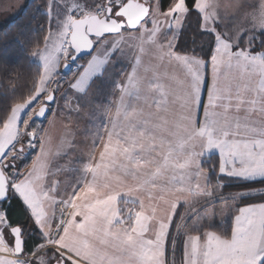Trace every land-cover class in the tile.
Returning <instances> with one entry per match:
<instances>
[{
	"label": "snow or ice",
	"instance_id": "snow-or-ice-1",
	"mask_svg": "<svg viewBox=\"0 0 264 264\" xmlns=\"http://www.w3.org/2000/svg\"><path fill=\"white\" fill-rule=\"evenodd\" d=\"M12 8L0 0L6 17ZM23 9L45 17L29 54L40 76L34 97L0 109V264H264V0H30ZM89 113L108 118L107 140L81 176L62 181L71 160L59 161ZM99 143L97 132L93 153ZM13 150L19 166L5 159Z\"/></svg>",
	"mask_w": 264,
	"mask_h": 264
},
{
	"label": "trees",
	"instance_id": "trees-1",
	"mask_svg": "<svg viewBox=\"0 0 264 264\" xmlns=\"http://www.w3.org/2000/svg\"><path fill=\"white\" fill-rule=\"evenodd\" d=\"M36 3L43 4L44 0H36ZM34 11L35 9H22L15 17L0 26V30L12 26L9 35L0 38V54L6 52L13 60V63L6 60L0 62V109L3 110L26 102L35 94L38 87L40 64L35 59H30L29 54L40 47L45 17L42 11L32 14ZM16 36L20 37L22 44L15 39ZM6 114L8 113L0 111V115ZM2 128L3 126H0V131ZM17 214L21 217L23 215L19 210Z\"/></svg>",
	"mask_w": 264,
	"mask_h": 264
},
{
	"label": "rangeland",
	"instance_id": "rangeland-1",
	"mask_svg": "<svg viewBox=\"0 0 264 264\" xmlns=\"http://www.w3.org/2000/svg\"><path fill=\"white\" fill-rule=\"evenodd\" d=\"M29 1L30 0H5L6 4L8 6L17 5L20 8V10L18 12H17L16 8H12L11 9L12 12L17 13V14L23 9V5H25ZM224 3L226 5H235V4L239 3V0H224ZM17 14L10 15V16H7V17H10V18L12 17L13 18ZM10 18L8 20H10ZM134 35H139V33H134ZM35 60L40 64V61L38 59H35ZM123 67H124L123 64H117L116 65L115 69L113 70L114 75L109 80L108 85L106 86V90L112 86V84H113L116 76L118 75L120 69L123 68ZM70 78L71 77H69V79ZM38 87H39V85H38ZM38 87H37V89H38ZM49 87H51V86H49ZM34 95L32 97H34ZM26 102H24V103H26ZM42 103H43V101L37 103L35 107L40 106V104H42ZM20 104H23V103H20ZM20 104H18V105H20ZM99 115H100L99 113H89L88 115H82L79 118L80 128H79V130L77 132V144H78V147L75 150H73L69 154V156L64 157L62 160L59 161V163L63 165L67 161L71 160V169H72V171L71 172H67L66 171L65 173H61V175L59 176V179H61L62 181L66 178V176L68 178H70V179H74V178L78 177L79 173L81 172V165H82L81 162L84 161V158H86L85 157L86 155H92L93 154L92 149H91V143H92V140L95 138L94 125H95V123H97L99 121V118H98ZM30 116H31V114H30ZM30 116H29V119H30ZM5 127L6 126H3V128L1 129L0 135L4 134ZM45 127L47 129L48 127H50V125L49 126L45 125ZM18 147H19V145H17V148ZM25 150L27 151V148H25ZM2 151H3V148H0V152H2ZM13 156L17 157V159L15 160V163L19 166L20 165V160H19L20 153L19 152L13 150V151H11L9 153V155L7 157H5V159L6 160H11ZM77 169H78V171H77ZM31 170H32V167L30 165L28 166V169H26V170H25V166L23 168H21V171H23L25 174L30 173ZM13 171H15V169H13ZM81 175H79V176H81ZM62 187H63V185H62ZM166 208H167V204H166L165 201H163L162 203L158 204V209H160L159 210V214H162L165 211ZM228 223H229L228 220H224L222 222L223 226H225V227L227 226ZM54 225L55 224H51L50 225V230L55 233L56 232V230H55L56 228L54 230H52Z\"/></svg>",
	"mask_w": 264,
	"mask_h": 264
},
{
	"label": "crops",
	"instance_id": "crops-1",
	"mask_svg": "<svg viewBox=\"0 0 264 264\" xmlns=\"http://www.w3.org/2000/svg\"><path fill=\"white\" fill-rule=\"evenodd\" d=\"M10 17H6L5 15H4V13H3V11L2 10H0V26L1 25H3L5 22H7V21H9L8 19H9ZM12 18V17H11ZM10 18V19H11ZM41 105V104H40ZM39 107V106H38ZM38 107H35V109H33V112H35L36 110H37V108ZM98 118H99V121L97 122V123H95V125H94V130H95V138H96V133L97 132H99V140H100V143L96 146V149H95V153H93V154H95L96 156H98L99 155V152L100 151H102L103 150V146H104V143L106 142V140H107V137H106V135L104 134V132H103V129L100 127L101 125H108V123H109V121H108V118L105 116V115H103V114H100L99 116H98ZM26 151V150H25ZM88 156L89 155H86L85 157L86 158H84V161H86L87 159H88ZM83 161V162H84ZM83 162H81V163H83ZM80 163V164H81ZM31 166V167H33V164L30 162V163H28V164H26L25 165V170L26 169H28V166ZM24 167V166H23ZM22 167V168H23ZM21 170V169H20ZM77 171H78V169H77ZM82 174V171L79 173V175H81ZM78 175V176H79ZM122 179H124L127 183H129V184H135L138 180L139 181H141V182H143V176H140V177H130V178H122ZM161 179H163L162 177H161ZM151 191H152V193L154 194V195H156V196H160L162 193H161V189L159 188V187H157L156 189H150ZM147 191H148V189H146L144 192H142L141 193V195H143L144 197H145V200H146V202H147ZM163 195H164V199H159L158 201H157V203L158 204H160V203H162L163 201H166V199H169L170 197L168 196V194L167 193H163ZM160 210V209H159ZM166 210V209H165ZM158 215H159V211H158V213H157ZM56 228V225H54V227H53V229L52 230H54ZM56 230V229H55ZM54 233V232H53Z\"/></svg>",
	"mask_w": 264,
	"mask_h": 264
},
{
	"label": "water",
	"instance_id": "water-1",
	"mask_svg": "<svg viewBox=\"0 0 264 264\" xmlns=\"http://www.w3.org/2000/svg\"><path fill=\"white\" fill-rule=\"evenodd\" d=\"M132 2V0H130V3ZM139 10L135 7V5L133 4V7L131 9H129V16L130 17H135L138 14ZM43 106V103L37 108L36 111H38L41 107ZM3 183V178H0V185H2Z\"/></svg>",
	"mask_w": 264,
	"mask_h": 264
}]
</instances>
